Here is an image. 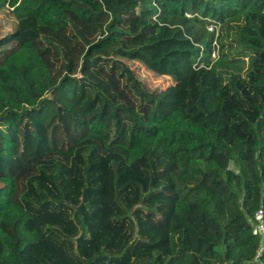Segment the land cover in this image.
Segmentation results:
<instances>
[{
  "label": "trees",
  "instance_id": "obj_1",
  "mask_svg": "<svg viewBox=\"0 0 264 264\" xmlns=\"http://www.w3.org/2000/svg\"><path fill=\"white\" fill-rule=\"evenodd\" d=\"M0 84V264H264V0H0Z\"/></svg>",
  "mask_w": 264,
  "mask_h": 264
},
{
  "label": "rangeland",
  "instance_id": "obj_2",
  "mask_svg": "<svg viewBox=\"0 0 264 264\" xmlns=\"http://www.w3.org/2000/svg\"><path fill=\"white\" fill-rule=\"evenodd\" d=\"M10 28H7L9 30ZM214 26H209V30H214ZM221 49L218 47L217 51L213 55V59H218L221 54L228 63H238L244 71L247 70L251 54L244 49L239 48V46H228V43L222 53H218ZM131 67L136 70L138 76L144 80L151 89H164L172 84L171 80H166L161 77H157L152 73L145 70L140 64H131ZM1 85V84H0ZM57 103L62 107V114L57 119L56 124L52 127L59 128L58 136L59 140L56 141L54 136H51L52 144H58L61 149L68 150L72 145H76L82 138L83 128L80 124V117L74 108L72 103L62 101L55 97ZM69 114L71 117L66 119V115Z\"/></svg>",
  "mask_w": 264,
  "mask_h": 264
},
{
  "label": "built area",
  "instance_id": "obj_3",
  "mask_svg": "<svg viewBox=\"0 0 264 264\" xmlns=\"http://www.w3.org/2000/svg\"><path fill=\"white\" fill-rule=\"evenodd\" d=\"M253 235L256 237H260L263 241V246L259 252L260 256L264 251V206H261V208L255 214V218L253 221Z\"/></svg>",
  "mask_w": 264,
  "mask_h": 264
}]
</instances>
